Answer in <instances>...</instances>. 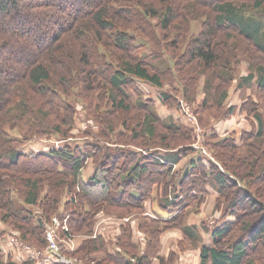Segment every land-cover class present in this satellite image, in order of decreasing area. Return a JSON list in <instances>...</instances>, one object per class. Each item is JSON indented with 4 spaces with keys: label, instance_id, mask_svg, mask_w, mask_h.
Segmentation results:
<instances>
[{
    "label": "trees",
    "instance_id": "trees-1",
    "mask_svg": "<svg viewBox=\"0 0 264 264\" xmlns=\"http://www.w3.org/2000/svg\"><path fill=\"white\" fill-rule=\"evenodd\" d=\"M177 1L179 7H170L160 19L163 29L170 27L172 21L180 16L181 8L194 10V4L212 6L214 24L203 39L194 40V46L187 54L189 61L199 59L206 66L216 62L218 57L211 44L215 26L234 28L241 38L264 55V0H250L252 5L247 4L248 0ZM152 16L158 17V12L152 9L148 0H0V264H18L2 247L9 233L5 226L21 231L23 241L31 242L33 248H38L34 240L45 245L43 229L47 220L59 214L63 206L61 195L66 189L78 188L84 200L83 210L74 209L69 222L75 229L76 225H84L85 231L89 232L94 224L90 207H97L95 211L106 207L152 212L145 213L141 223L143 227L155 229L160 224L181 221L187 204L208 197L212 188L220 197L228 195V189L234 187L239 178L252 181L251 185L255 183L254 175L247 173V169L244 172L232 170L227 156L217 155L220 159L217 163L207 160L192 147L174 149L175 146L161 143L165 151L146 153L107 145L101 136H96L72 140L60 147L42 144V148H31L40 135L54 133L56 139H66L76 129L77 112L69 97L84 101L89 115L95 118L102 111L110 117V120L104 118L107 125H102L101 135L114 132L116 128L112 120L114 113L100 104L96 105L98 98H104L105 104H110L113 110L132 111L135 108L138 111L139 132L133 134L134 140L143 136L155 138L158 132L178 134L191 131L173 116L162 117L158 112V103L162 101L168 109L175 107L169 106L170 98L166 92L158 94V101L156 97L144 98L139 91L136 99L131 95L137 82L165 91L162 73L164 67L167 68L164 71L169 69L172 61L169 57L162 59V53L156 51L143 35L126 26L131 24L128 22L138 26ZM98 61L100 68L97 67ZM57 66L68 74V78L59 77L57 86H53L50 83L56 77ZM77 75L80 81L75 88L80 89L73 92L75 88L72 86L73 91L65 90ZM254 79L255 73L251 71L241 78L238 87L246 89L258 81L260 90L264 89L263 67L258 69V77ZM206 92L200 105L204 109L209 100L216 97L218 87L210 83ZM33 95L43 98L44 109L35 108L29 102ZM218 97L217 103L222 104L227 93ZM247 105L243 104V110ZM259 107L254 110L258 124L256 131L241 132V144L230 136L220 140L219 145L230 152L244 145L243 138L261 137L264 118ZM236 109L237 106L232 105L227 115H234ZM7 116L24 123L30 119H35V122L30 123V128L24 132L17 129L19 121L7 124ZM80 132L82 136L87 134V130ZM205 132L207 138L221 137L214 128ZM161 137L166 136L163 134ZM184 159L187 161L182 166ZM90 163L93 173L86 177L84 168ZM240 189L236 193L243 195L242 200H230L227 212L224 211L233 220L207 229L209 243H203L201 229L197 225L182 227L188 239L200 243L199 264L264 263V201L260 200L264 193L252 191L255 200L253 195L247 194L246 188ZM154 191L157 193L156 201ZM155 202L168 214L167 217L154 212ZM73 203L71 199L64 205ZM38 206L42 212L39 215L34 211ZM123 229L126 234L127 225ZM237 229L241 235L234 238L233 233ZM7 240L9 243L8 237ZM105 245L102 238H90L84 243L88 250L96 247L105 251L106 260L113 264H150L151 250L142 256H134V261L125 254V250L122 252ZM33 262L34 258H30L22 264Z\"/></svg>",
    "mask_w": 264,
    "mask_h": 264
},
{
    "label": "rangeland",
    "instance_id": "rangeland-1",
    "mask_svg": "<svg viewBox=\"0 0 264 264\" xmlns=\"http://www.w3.org/2000/svg\"><path fill=\"white\" fill-rule=\"evenodd\" d=\"M148 1L152 9L158 12V17L152 16L145 22L139 23L138 26L136 23L128 22L131 24H126V26L133 30L136 29L137 33L143 35L156 51L162 53V59L169 57L172 64L170 63L168 70L164 71V69H167L165 67L163 69L162 83L163 90L165 91L161 92L148 83H141L140 85L137 82L134 91H131V95L136 99L137 91H139L144 98H148L149 96L156 97L158 101V94L163 95L166 92L170 98L169 106L171 108L173 106L175 107L168 109L163 104L165 101H162L160 102L161 105L158 103V112H160L162 117L173 116L179 123L191 128V131L189 133L179 132L178 134H161L158 132L155 138L143 136L139 140H134L135 135L133 134L139 132L137 130V124L140 121L138 111L135 108L132 111L113 110L110 104H105L104 98H98L95 103L96 105L100 104L114 113L112 114V120L115 122L116 128L114 132L101 135L100 133L104 130L103 126L107 125L104 123V118L106 117L110 120V117L102 111L103 113L99 112L97 114L96 119L94 116L89 115L87 105L84 101L69 97L71 104L75 106V111L77 112L76 129L72 130L70 137L66 139H61L60 137L56 139L54 133L40 135L38 136V140L32 143L31 148H42V140L47 141V143L61 142V145H64L69 141L72 142V140L79 141L96 136H101L107 145L120 146L125 149H136L146 153H151L154 150L158 152L165 151L166 149L161 146V143L162 145L170 144L175 146V148L173 147L174 149L178 147H192L198 150L200 155L207 160L217 163L220 160L217 155L227 156L232 170L244 172L247 169V173L249 172L254 175L255 183L251 185L252 181L250 182L248 179L245 181L240 178L237 179L236 175H233L237 179V184L235 183L234 187L228 189V195L218 197L212 188V190H209L210 194L208 197L201 201L192 200L189 205L187 204L186 211L182 215L183 220L181 219L179 222L169 224H160L155 229L143 227L141 223L144 220L145 213L152 214V212H144L135 208L126 211L106 207H101L103 209L99 208L95 211L97 207H90L93 211L92 219H94V224L92 231L89 232L85 231L83 228L84 225H76L77 229H75L69 222V215H71L74 209L83 210L82 201L84 200L80 196V190L78 188L66 189L61 195L60 200L63 206L59 210V214L53 215L50 220H47L46 226L43 229L42 236L46 244L41 245V242H35L34 240V243L38 247L36 250L42 253L48 255L57 254L65 260L77 264H113L106 260L104 255L105 251L99 250L96 247L92 250L84 247L86 240L90 238H102L108 247L113 246L122 252L126 251L127 253L125 254L132 260L134 259V261H136L134 256H142L151 250L153 254L151 258L149 257L150 264H199L200 243L188 239L183 233L182 227L186 226V224L192 225L198 221L195 225L201 229L202 241L203 243H209L210 237L206 232L207 229L218 226L227 220H233V217L229 214L226 215L224 211L227 212V202L230 200L234 202L242 200L243 195L236 193L237 191L239 192L240 188H246L247 194L250 195H253L252 191L256 192V190L264 193V132L261 137L243 138L244 145L233 150L235 152L232 150L228 152L223 146L219 145L220 140L230 136H234L237 143L241 144V134L243 132L256 131L258 124L254 115L256 111L254 110L258 106H260L259 108L264 118V89L260 90V87L257 85L258 81L256 83L254 81L246 89L238 87L241 78L247 76L251 71L255 73L254 80L257 79L258 69L261 67L264 68L263 53L241 38L234 28L215 26L214 32L211 34V44L212 49L214 48L215 55L218 57L216 62L211 66H206L199 59H195L193 62L191 59L189 61L187 54L189 55L190 47L194 46V40L197 38L203 39L206 32L211 28V25L214 24L212 6L205 7L194 4V10L192 8H184L182 10L181 8L180 16L172 21L170 27L163 29V23L160 19L170 10V7L178 8L179 2L177 0ZM246 2L248 5L253 4V1L250 0ZM89 35L92 34L89 33ZM74 61L76 62L75 57ZM93 63L95 64L94 61ZM97 64L99 65L97 67L100 68L99 61ZM60 68V66H57V71L54 73L56 77L53 78L50 85L57 86L59 77L65 76L64 78H68V74L60 71ZM79 81L80 76L77 75V77H74L72 85L65 86V90L69 88V90L73 91L71 87L74 86L75 88V86H78ZM210 83L218 87V92L215 98L209 100L207 108L204 109L200 105L206 97V87ZM186 88H189V90L187 91ZM79 89L77 87L73 92H77ZM185 90L187 91L186 93ZM223 93H227V97L222 104H219L217 103L218 96ZM193 98L196 99L192 101ZM252 101H254L253 105ZM29 102L35 108L41 107L44 109L42 97L30 96ZM245 103L248 105L243 110L242 106ZM184 105L188 108L190 114L194 116L196 122L195 127L190 124L188 121L189 118L184 115ZM232 105L237 106V109L234 111L236 113L228 116L227 111ZM27 118L30 117L28 116ZM25 120L28 121L26 118ZM18 121L20 123L17 125V129L25 132L26 129L30 128V123L35 122V119H30L27 123H24L7 116V124L17 123ZM215 123L216 125L214 127L213 124ZM77 128L79 131H77ZM213 128L216 129L221 137H206L205 131ZM82 129L87 130V137L80 135ZM163 134L166 137H161ZM189 150L188 152H190ZM186 161V159L183 160L184 163H182V166H185ZM206 163L209 164L211 162ZM90 170L91 163L84 168L86 176H88ZM93 194H98V192H93ZM156 197L157 193L155 192L154 201H156ZM252 198L256 200V196L253 195ZM71 199L75 203L64 205V202L67 200L69 202ZM260 200L264 201V196ZM34 211L38 215L42 213L40 206L34 207ZM167 215L165 212L161 216L167 217ZM62 222L64 225H62ZM125 225L128 228L126 234L123 229ZM85 226L87 225L85 224ZM5 227H7L9 233L6 234L3 242L2 247L4 252L7 254L10 252L12 254V260L19 262L18 264L30 261V258L23 256L15 250V246L11 241L8 243L7 237L18 240L24 247L32 248L30 245L31 242L29 244L28 242H24L25 240L23 241L21 238V231L18 229L12 228V226ZM239 235H241V231H238V229L235 230L233 237L237 238ZM54 244L57 245V248L53 247ZM89 251L95 253L90 254ZM160 258H163V261ZM259 264L264 263L259 262Z\"/></svg>",
    "mask_w": 264,
    "mask_h": 264
},
{
    "label": "built area",
    "instance_id": "built-area-1",
    "mask_svg": "<svg viewBox=\"0 0 264 264\" xmlns=\"http://www.w3.org/2000/svg\"><path fill=\"white\" fill-rule=\"evenodd\" d=\"M183 111H184V115L189 118L188 121L190 122V124L195 127L196 122H195L194 116H192L190 114V111H188V108H186L185 105L183 106ZM41 144H49V145H51V147H60L61 146V142L47 143V141H44V140H42ZM10 241L12 244H14L15 250H17L18 253L22 254L23 256H25L27 258H34L33 264H54V263L77 264V263H74L72 261L65 260L64 258L58 256L57 254L48 255V254L42 253L41 251L36 250V248L24 247L16 239H10ZM53 247L57 248V245L54 244ZM19 261H20V259H19Z\"/></svg>",
    "mask_w": 264,
    "mask_h": 264
},
{
    "label": "crops",
    "instance_id": "crops-1",
    "mask_svg": "<svg viewBox=\"0 0 264 264\" xmlns=\"http://www.w3.org/2000/svg\"><path fill=\"white\" fill-rule=\"evenodd\" d=\"M237 104H238V103H237ZM238 106H239V104H238ZM92 172H93V170H92V168H91V170H90L88 176H90V175L92 174ZM86 177H87V176H86ZM154 193H155V191H154ZM153 208H154L155 212H157V214H159V215H164V214H165V212L162 211V210L158 207V205H157L156 203L153 205ZM197 223H198V221H196V223H193V224H197Z\"/></svg>",
    "mask_w": 264,
    "mask_h": 264
}]
</instances>
